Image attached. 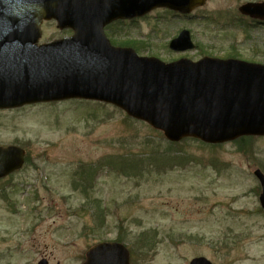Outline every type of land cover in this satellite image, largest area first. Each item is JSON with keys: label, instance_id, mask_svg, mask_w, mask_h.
<instances>
[{"label": "rangeland", "instance_id": "1", "mask_svg": "<svg viewBox=\"0 0 264 264\" xmlns=\"http://www.w3.org/2000/svg\"><path fill=\"white\" fill-rule=\"evenodd\" d=\"M245 1L256 0H208L191 21L158 10L111 26L106 35L136 43L138 56L168 63L181 57L167 44L184 28L212 57L237 53L264 64V29L231 21ZM41 31L40 43L70 35L54 22ZM200 55L185 54L192 60ZM7 145L23 148L30 162L0 180V264L43 258L82 264L90 246L117 239L133 251L132 264H188L197 257L264 264V215L257 211L252 174L264 173V138L169 146L112 106L65 101L0 110V146Z\"/></svg>", "mask_w": 264, "mask_h": 264}, {"label": "water", "instance_id": "2", "mask_svg": "<svg viewBox=\"0 0 264 264\" xmlns=\"http://www.w3.org/2000/svg\"><path fill=\"white\" fill-rule=\"evenodd\" d=\"M206 0H0V109L70 99L103 102L163 132L224 143L264 135V65L205 57L165 64L111 46L104 27L164 8L188 14ZM242 15L264 21V4L247 3ZM55 20L69 38L38 45L43 21ZM176 53L193 48L189 33L169 43ZM24 151L0 147V178L19 169ZM254 175L262 187L264 176ZM126 249L101 243L84 264H128ZM39 264H47L45 260ZM190 264H210L203 258Z\"/></svg>", "mask_w": 264, "mask_h": 264}, {"label": "flooded vegetation", "instance_id": "3", "mask_svg": "<svg viewBox=\"0 0 264 264\" xmlns=\"http://www.w3.org/2000/svg\"><path fill=\"white\" fill-rule=\"evenodd\" d=\"M259 2H264V0H261ZM173 17L181 19L183 21H189L195 18L200 17L199 15H196L195 12H192L189 15H176V14H171ZM238 21V24L240 25L241 29H249L250 28H257V29H264V22H259V21H254L252 19H249L248 17H236ZM198 52V50H196Z\"/></svg>", "mask_w": 264, "mask_h": 264}, {"label": "trees", "instance_id": "4", "mask_svg": "<svg viewBox=\"0 0 264 264\" xmlns=\"http://www.w3.org/2000/svg\"><path fill=\"white\" fill-rule=\"evenodd\" d=\"M111 42H112L113 45L121 46V47H131V48H133L136 52H139L138 48H136V46H135L136 43H133V42H131V41H126V40H113V39H112ZM175 158H176V157H175ZM169 160H171V159L169 158ZM173 161L176 162L177 160L173 159ZM134 168H135V167H134ZM134 168H133V169H134ZM136 169H138V168H136ZM142 239H146V237H142ZM142 239H139L138 242H139L140 245L143 246V241H142Z\"/></svg>", "mask_w": 264, "mask_h": 264}]
</instances>
